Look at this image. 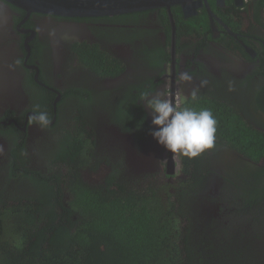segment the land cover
Listing matches in <instances>:
<instances>
[{"label": "flooded vegetation", "instance_id": "flooded-vegetation-1", "mask_svg": "<svg viewBox=\"0 0 264 264\" xmlns=\"http://www.w3.org/2000/svg\"><path fill=\"white\" fill-rule=\"evenodd\" d=\"M0 3V192L9 169L24 166L62 168L67 182L79 174L96 189L133 185L162 203L175 194L207 222L202 205L212 203L228 244L264 264V145H234L253 132L264 143V0L95 18L27 15ZM146 90L178 108L210 109L213 148L188 158L158 144L140 100ZM37 105L52 118L46 129L30 123Z\"/></svg>", "mask_w": 264, "mask_h": 264}, {"label": "trees", "instance_id": "trees-1", "mask_svg": "<svg viewBox=\"0 0 264 264\" xmlns=\"http://www.w3.org/2000/svg\"><path fill=\"white\" fill-rule=\"evenodd\" d=\"M244 135L250 141L234 145L250 152L264 145L254 132ZM66 179L62 168L9 169L0 192V264H259L175 194L162 203L133 185L96 189L80 185L79 174ZM198 223L205 225L200 246Z\"/></svg>", "mask_w": 264, "mask_h": 264}, {"label": "clouds", "instance_id": "clouds-1", "mask_svg": "<svg viewBox=\"0 0 264 264\" xmlns=\"http://www.w3.org/2000/svg\"><path fill=\"white\" fill-rule=\"evenodd\" d=\"M180 79L190 82L192 76L188 72H183ZM206 84L207 81H201V87ZM192 98H196L195 91ZM140 100L152 114L154 130L151 135L168 152L196 158L206 149L213 148L217 120L210 109L197 111L190 107L178 108L171 100L163 98L162 94H153L147 90L140 93ZM29 120L41 129L48 128L52 123L51 116L46 111H40L38 105Z\"/></svg>", "mask_w": 264, "mask_h": 264}, {"label": "water", "instance_id": "water-1", "mask_svg": "<svg viewBox=\"0 0 264 264\" xmlns=\"http://www.w3.org/2000/svg\"><path fill=\"white\" fill-rule=\"evenodd\" d=\"M27 15L41 14L52 17L95 18L129 14L149 9L179 6L183 11L192 12L202 6L207 0H3ZM224 0H217L223 3ZM0 7L3 5L0 3ZM6 8V7H5ZM7 9V8H6ZM5 15L0 9V24ZM1 78V77H0ZM204 216L216 218L219 214L218 205H202Z\"/></svg>", "mask_w": 264, "mask_h": 264}, {"label": "rangeland", "instance_id": "rangeland-1", "mask_svg": "<svg viewBox=\"0 0 264 264\" xmlns=\"http://www.w3.org/2000/svg\"><path fill=\"white\" fill-rule=\"evenodd\" d=\"M192 228H194V226H192Z\"/></svg>", "mask_w": 264, "mask_h": 264}, {"label": "bare ground", "instance_id": "bare-ground-1", "mask_svg": "<svg viewBox=\"0 0 264 264\" xmlns=\"http://www.w3.org/2000/svg\"><path fill=\"white\" fill-rule=\"evenodd\" d=\"M231 226V225H230Z\"/></svg>", "mask_w": 264, "mask_h": 264}]
</instances>
